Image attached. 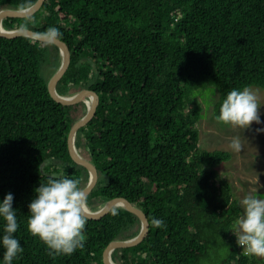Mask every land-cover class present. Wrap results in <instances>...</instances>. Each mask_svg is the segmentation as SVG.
Masks as SVG:
<instances>
[{"label":"trees","instance_id":"1","mask_svg":"<svg viewBox=\"0 0 264 264\" xmlns=\"http://www.w3.org/2000/svg\"><path fill=\"white\" fill-rule=\"evenodd\" d=\"M35 2L0 0V9ZM2 26L63 41L69 64L57 93L87 89L97 95L95 112L75 139L79 154L97 170L86 203L95 209L120 198L148 221L145 236L115 248L113 261L264 264L246 254L231 231L243 210L217 171L231 154L198 146L201 108L193 96L214 85L218 116L232 89L264 88V0H44L34 14L6 17ZM48 45L55 59L44 78L40 65ZM60 60L53 43L0 35V199L14 194L20 223L15 235L24 248L13 264H104L111 241L140 229L136 214L110 207L87 218L82 248L56 256L28 230V204L48 175L62 173L80 187L88 179L68 149L69 130L86 105L81 99L61 104L48 91ZM3 224L0 219V232ZM3 252L0 247V259Z\"/></svg>","mask_w":264,"mask_h":264},{"label":"clouds","instance_id":"2","mask_svg":"<svg viewBox=\"0 0 264 264\" xmlns=\"http://www.w3.org/2000/svg\"><path fill=\"white\" fill-rule=\"evenodd\" d=\"M261 105L264 104L260 103L258 95L252 89H232L222 101L216 119L243 129L249 128L253 122L264 123L261 120ZM231 146L239 150L242 146L239 138L233 139ZM40 168L43 171L44 163ZM34 191L36 195L28 204L27 218L31 234L38 236L47 245L51 256L71 255L82 248L83 231L87 223L84 215L86 193L78 181L62 173H52ZM13 202L14 194L11 192L0 199V219L4 221L3 231L0 232V247L4 249L0 264H13L24 252L21 241L15 235L20 223ZM240 206L242 214L231 229L237 238L236 242L246 254L264 256V197L248 193L241 199ZM155 223L157 227L163 225L160 219Z\"/></svg>","mask_w":264,"mask_h":264},{"label":"rangeland","instance_id":"3","mask_svg":"<svg viewBox=\"0 0 264 264\" xmlns=\"http://www.w3.org/2000/svg\"><path fill=\"white\" fill-rule=\"evenodd\" d=\"M54 57L53 48L48 45L45 61L40 65L41 74L44 78L47 77L54 64ZM247 88L252 89L258 95L260 103L264 104V88ZM193 96L197 97L201 108L200 119L196 122L199 130L198 146L206 150L218 149L230 152V159L217 166V171L221 178L228 180L231 184L233 196L239 203L248 193L264 197V131H258V129H264V123L256 124L253 122L249 128L243 129L218 121L214 111L219 101V93L214 85H208L203 89L198 88L194 91ZM85 98L87 97L83 96L80 99L84 100ZM260 113L261 120L264 121V105L260 106ZM235 138H239L241 141L242 146L239 150L231 146L232 140ZM75 148L78 152V148L76 146ZM79 149H83L84 152L88 151L86 144L82 141H80ZM87 182L81 186L82 189ZM100 206L101 204L95 209L91 207L90 209L99 210ZM256 257L264 259V256Z\"/></svg>","mask_w":264,"mask_h":264},{"label":"water","instance_id":"4","mask_svg":"<svg viewBox=\"0 0 264 264\" xmlns=\"http://www.w3.org/2000/svg\"><path fill=\"white\" fill-rule=\"evenodd\" d=\"M43 2L44 0H36V2L32 4L31 6L25 9H20V10L0 9V35L5 36V37H16V36L23 35V36L50 42V43L57 45V47L59 48L60 56H61L60 64L55 70V72L52 74L51 78L48 80V83H47L48 91L50 95L57 102L61 104H69L71 102L79 100L83 96L85 97L91 96V101H92L91 106L86 104L85 99L83 100L86 105V112L82 117H80L78 120H76L72 124L69 130V133H68V149H69V153L72 159L78 164L84 166L88 170V173H89L88 182L85 185V187L82 189L87 195L91 191V189L93 188V186L95 185L97 181V170L95 166L89 160H87L86 158H83L77 152L75 148V136H76L77 130L82 125L86 124V122L90 120L91 117L93 116L97 102H98L97 95L93 91H90L87 89L76 91V92L65 94V95H61L57 93L56 91L57 81L62 76L64 71L67 69V66L69 64V50L63 41L53 36L36 33L27 28H16V29L6 30L2 26V20L4 18L30 16L34 14L40 8ZM68 95H69L68 98H64V99L61 98L62 96H68ZM84 205H86L89 208V206L86 203ZM115 206L124 208L136 214L141 224H140V229L138 233L134 237L126 239V240H113L106 246L102 254L104 264H118L111 259V254L113 250L117 247H126V246H130V245L138 243L145 236L147 232V228H148V221L146 219L145 214L142 212V210L132 204L127 203L125 200L120 199V198H113V199L105 201L104 203L101 204L100 206L101 208L99 210H95L94 212H87L86 210H84V215L87 218H99L102 215H104L109 210L110 207H115Z\"/></svg>","mask_w":264,"mask_h":264},{"label":"bare ground","instance_id":"5","mask_svg":"<svg viewBox=\"0 0 264 264\" xmlns=\"http://www.w3.org/2000/svg\"><path fill=\"white\" fill-rule=\"evenodd\" d=\"M3 32H5V31H3ZM68 97H69V95L68 96H62L61 98L64 99V98H68ZM85 102L87 105L91 106L92 101H91L89 96H87V98H85ZM117 204H119V203H117ZM84 210H86L87 212H94L95 211V210L90 209V207L88 208L86 205H84Z\"/></svg>","mask_w":264,"mask_h":264}]
</instances>
